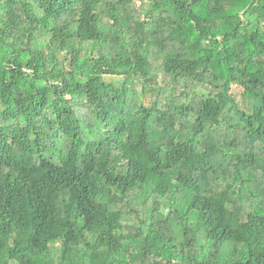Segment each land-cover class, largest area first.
<instances>
[{"label":"trees","instance_id":"obj_1","mask_svg":"<svg viewBox=\"0 0 264 264\" xmlns=\"http://www.w3.org/2000/svg\"><path fill=\"white\" fill-rule=\"evenodd\" d=\"M0 264H264V0H0Z\"/></svg>","mask_w":264,"mask_h":264},{"label":"rangeland","instance_id":"obj_2","mask_svg":"<svg viewBox=\"0 0 264 264\" xmlns=\"http://www.w3.org/2000/svg\"><path fill=\"white\" fill-rule=\"evenodd\" d=\"M235 90H238V88H237V87H235Z\"/></svg>","mask_w":264,"mask_h":264}]
</instances>
